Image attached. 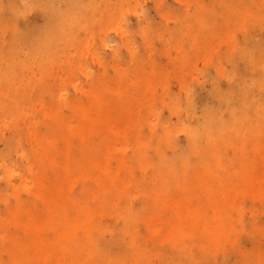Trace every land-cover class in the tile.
<instances>
[{
  "label": "bare ground",
  "instance_id": "obj_1",
  "mask_svg": "<svg viewBox=\"0 0 264 264\" xmlns=\"http://www.w3.org/2000/svg\"><path fill=\"white\" fill-rule=\"evenodd\" d=\"M135 4V0H9L6 4L0 2V8L8 7L14 17L35 8L42 12L46 19L35 36L23 42L19 39L24 37L18 32L20 28L15 18L11 17L7 21L0 19V27L3 30L0 31V42L7 48V51L0 52V64L5 65V69H0V140L5 142L6 147L5 151L0 150V155L7 151H17L22 143H31V138L35 135V143L30 144V153L37 162V177L33 184L37 187V198L42 204L41 215L32 218L34 223L27 226L31 243L4 242L11 262L19 263L26 259L29 264H37L40 261L67 264L69 257L70 264H137L148 248L136 233L137 226L147 221V215L154 212V215L167 216L162 230L167 225L172 228L168 237L160 239L159 243L169 242L175 237L177 240L189 242L181 248L173 245L169 249L170 254L164 257V264H210L208 261L214 253L213 247L220 250L226 239L223 236L235 234L229 223L232 214L238 211L237 199L248 194L255 196L254 187L263 190L264 39L261 34L264 31V0H210L209 4L201 2L199 8L193 11L194 15L186 16L192 18L185 23L188 26L176 31L178 43L174 45L178 47V55L180 58H186L193 52L206 51L204 45L208 44V39L205 35L208 34L203 33L200 36L201 32H222V41L228 44L227 52L221 55L222 62L232 61L231 68L234 69L243 62L244 74L239 81H235L222 66H216L215 78H227L230 88L224 93L223 89L213 93L212 102L205 107L197 123L183 127L187 135L184 149L173 152L172 160L182 165L183 169H188L197 158L205 161L206 168L204 178L200 180L201 185L199 189L192 190L198 198V202L193 204V210L190 211L192 205L189 209L167 211L166 206L151 204L146 210L135 208L133 203H129L117 212L107 211V207L102 205L95 208L76 202L71 192L74 183L71 172L77 168L81 169L82 166L73 156L75 139L81 145H90L92 136L98 134L103 144L106 138L100 133L110 130L112 124L121 121L131 128L133 133L138 132L134 124L140 121L150 124L155 131L160 124L158 126L162 127L163 137L171 135V126L166 125L165 120L160 117H156L155 123L140 117V109L135 101H130L127 105L122 99L108 102L99 92L91 90L83 91L88 97L86 101L77 97H66L61 85L52 80L60 69L66 68L68 72L81 71L91 85L98 84L100 89L104 88V75L95 76L90 68L83 67L77 59L83 52L81 46L84 49L91 46L82 31L97 30L105 28L108 23H116L117 17L121 18L123 11L135 10ZM143 26L145 25L138 24L136 30L143 33ZM231 26L242 30V40L232 39ZM7 29L12 30L9 37ZM145 39L143 38V43L147 51L149 43L148 38ZM103 44L108 43L104 40ZM73 46L79 50L72 51ZM127 46L132 55L139 51L136 46ZM196 47L199 48L198 51H194ZM212 49L216 51V48ZM151 65L152 70H147L149 76L158 78L159 75L165 83V75L158 72L154 64ZM144 71L145 67L141 65L136 75L140 76ZM118 74L121 78L125 76L124 72ZM75 88L78 89L79 84H75ZM186 96L188 108L193 98L189 91ZM168 104L172 112L182 108L176 100H171ZM64 108L71 112V117L64 116ZM90 108L97 109L98 119L91 116ZM146 108L148 110L150 105L146 104ZM29 109L41 111L40 121L27 117ZM20 119L26 120L25 126L18 123ZM72 119H76L77 123L72 124ZM44 123L47 125L46 131L37 126ZM245 128H248L247 136H244L242 130ZM239 132L243 136L240 141L242 151L241 156L234 159L239 160L236 165L235 161L228 163L229 158L225 155V150L229 147L228 143H231L232 148L235 147L232 140ZM221 139L228 142H221ZM132 141L137 148L139 141L135 135ZM200 147L204 148L199 149ZM55 153L59 154L58 160ZM107 156L106 154L101 160H89L85 167H82L84 172H87L82 181H96L95 179L99 178L104 184L119 182L117 174L109 169L107 160H104ZM157 156L162 166L169 164L162 151L158 150ZM49 163L50 168L47 166ZM7 170L12 172L9 168ZM222 170L229 174L231 181L241 184L237 191H228L227 182L215 177L214 172ZM173 172L156 178L161 182L168 181L179 175ZM44 173L48 175L47 181L39 178V175ZM101 182L99 184L102 186ZM103 196L106 194L102 190L96 195L97 198ZM186 198L180 199L182 207L187 203ZM3 199L4 196H1V200ZM17 202L18 210L21 203L18 200ZM73 210L78 212L75 218ZM104 216L116 221L122 220L121 226L116 227L117 224L110 221L103 223ZM108 229L109 238L105 232ZM153 230L149 227L148 234L153 235ZM201 236H207L208 240L201 241ZM28 250H31V253L27 252ZM27 255L29 257L26 258ZM215 259L214 256L212 260ZM142 264L154 263L148 258Z\"/></svg>",
  "mask_w": 264,
  "mask_h": 264
},
{
  "label": "rangeland",
  "instance_id": "obj_2",
  "mask_svg": "<svg viewBox=\"0 0 264 264\" xmlns=\"http://www.w3.org/2000/svg\"><path fill=\"white\" fill-rule=\"evenodd\" d=\"M0 2L6 4L9 0H0ZM201 2L209 4L210 0H135V10L123 11L122 17H117L116 23H108L105 28L97 30L84 29L82 35L90 41L89 45L91 44V46L85 49L81 46L83 52L79 56L80 59L79 57L77 59L80 60L83 67L90 68L95 76L104 75L105 87L101 88L102 91L100 85H91L81 71L68 72L66 68H62L52 78L54 82L61 85L62 92L66 97H77L86 101L88 97L83 91L91 90L99 92L108 102L122 99L127 105L128 102L135 101L140 109V117L143 116L154 123L157 120L156 117H160L165 120L166 125L171 126V135L165 138L162 127L158 126L160 124L157 125L155 131L150 124L138 121L134 124L138 132L133 133L132 129L121 121L111 123L110 130L100 133V135L104 134L106 138L105 144L101 143L98 134L92 136L90 145H81L75 139L73 156L83 168L89 160H101L107 154L108 156L104 160H107L109 169L116 173L120 180L105 184L99 178L95 179L96 181H82L87 172H84L82 167L81 169L77 168L71 172V177L74 180L71 192L76 202H80L81 205L89 204L95 208L102 205L107 207V211L117 212H120L129 203H133L135 208L146 210L149 209L150 204L166 206L167 211L179 208L189 209L192 205L190 211L193 210V204L198 202V198L195 192L192 193V190L199 189V185H201L200 180L204 178L206 168L205 161L197 158L192 161L188 169H183L182 165L172 160L173 152L184 149L187 135L183 127L197 123L205 107L212 102L213 93L220 92L222 89L224 93L230 88V81L227 78L220 80L215 78L216 66H222L227 73L233 76L235 81H239L244 74L243 62H240L236 69L231 68L232 61L222 62L221 55L226 53L228 48V44L222 41V32L216 34L200 31V36L203 33L208 34L205 35L208 39V44L204 45L206 51L193 52L186 58L179 57L178 47L174 45L178 43L176 31L188 26L185 23L191 21L192 18L186 16L194 15L193 11L199 8L198 5ZM0 9L1 21H7L14 17L8 7ZM184 17L186 21H184ZM14 18L20 28L19 34L24 37L19 38L22 42L35 36L46 20L45 15L35 8ZM146 21L150 23L147 24ZM138 24L145 25L143 27L146 30L144 29L143 33L136 30ZM230 29L234 41L242 40L244 35L242 30L235 29L234 26H231ZM0 31L3 32L1 27ZM6 32L9 37L12 30L7 29ZM261 35L264 39V31ZM1 37H3V33ZM143 38H148L147 51ZM104 40L108 44L104 45ZM127 44L136 46L139 51L132 55ZM212 47L216 48V51H213ZM76 48L73 46L72 51L79 50ZM198 49L196 47L194 51H198ZM2 51H7V48L0 42V52ZM151 64L158 68V72L165 75V83L159 75L158 78L149 76L147 70H152ZM141 65H144L145 71L137 76L136 71ZM4 66L1 63L0 69L2 67L5 69ZM118 72H124L125 76L121 78ZM75 84H79L78 89L75 88ZM187 91L193 98L190 103L192 107L189 105L188 108L186 106ZM171 100H176L182 108L172 112L168 104ZM146 104L150 105L148 110ZM28 112V118L40 121L42 117L40 110L29 109ZM63 112L66 118L71 117V112L67 108H64ZM89 112L95 119L99 118L97 109L90 108ZM25 119H20L18 123L25 126ZM70 122L76 124L77 120L72 119ZM39 125L37 124L39 129L46 131L45 123L42 126ZM247 129H242L244 136L249 134ZM133 134L139 141L137 148L132 141ZM50 137L52 138V135ZM242 137L241 132L235 135L232 140L235 143L234 148L230 146L231 143H228L229 147L225 150V155L229 158L228 163L230 161H235L236 165L239 163V160L234 159L241 156L240 141ZM158 139L161 140L158 141ZM221 142L227 143L228 140L221 139ZM34 143L35 135L31 138V143H22L23 145L21 144L17 151H7L0 155V264H29L26 259L19 263L11 262L9 251L4 244L6 241H22V244L23 242L30 244L32 239L27 231V226L34 223L31 219L38 214L41 215L42 212V204L37 198V187L33 184L37 177V162L30 153L32 147L30 144ZM202 148L204 147L199 149ZM0 150H6L5 142L2 140H0ZM158 150L162 151L169 164L163 166L160 164L157 156ZM55 157L58 160L59 154L55 153ZM50 165V163L47 164L48 168ZM7 168L12 172H8ZM171 171L179 175L165 182L157 180ZM214 174L217 179L227 182L228 191H237L241 186L240 183L231 181L225 170L214 172ZM39 178L47 181L48 175L44 173L39 175ZM100 182L103 184L102 186L99 184ZM205 184L206 182L203 185ZM253 189L255 196L248 194V196L245 195L246 197L242 196L237 199L238 211L232 214V219L230 215L231 222L229 223V227L235 234L223 236V238L226 237L224 245L220 250L213 247L214 253L208 263L264 264V187L263 190L257 187ZM101 190L106 196L97 198L96 195ZM1 196H4L3 200H1ZM183 197H187V203L182 207L180 199ZM17 200L21 203L18 210L16 209V204H19ZM149 212L147 211V213ZM77 213L73 210V218L77 216ZM153 213L147 215L146 218H149L147 221L137 226L136 233L148 247L144 252L145 256H142L137 264H142L148 258L152 259L154 264H164V257L170 254L169 249L173 245H178L177 247L181 248L183 245L189 244L187 241L177 240L176 237L171 238L169 242L159 243L160 239L168 237L172 228L167 225L162 230L167 216L161 217ZM104 218L103 223L110 221L117 224L116 227L122 224V220L116 221L107 216ZM149 227L154 229L153 235L148 234ZM105 232L106 237L109 238L110 230ZM47 240L49 241L48 238ZM207 240V236H201V241L206 242ZM30 251L27 252L31 253ZM186 256L188 255L186 254ZM214 256L217 260H212ZM40 262L37 264H50L49 262ZM70 262V258L67 257V264Z\"/></svg>",
  "mask_w": 264,
  "mask_h": 264
}]
</instances>
